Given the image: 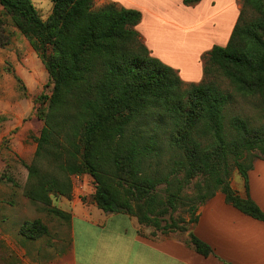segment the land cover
Wrapping results in <instances>:
<instances>
[{
	"label": "trees",
	"instance_id": "obj_1",
	"mask_svg": "<svg viewBox=\"0 0 264 264\" xmlns=\"http://www.w3.org/2000/svg\"><path fill=\"white\" fill-rule=\"evenodd\" d=\"M51 1L52 13L43 20L32 0H0L53 85L51 95L38 98L49 107L42 114L35 162L53 161L61 178L42 174L34 162L28 170L37 183L28 198L49 205L51 195L71 198V176L88 174L99 209L136 217L155 232L190 231L200 207L218 192L264 222L249 180L252 158L257 151L264 154V123L226 117L236 94L264 102V0H242L228 44L202 56L200 83L184 82L152 56L137 30L140 11L114 2L96 7L97 0ZM250 10L254 16L248 19ZM213 73L229 81L233 93L210 79ZM163 139L173 152L169 160ZM234 170L244 181V196L230 184ZM193 183L192 196L187 191ZM26 226L25 236L33 240L49 233L39 220ZM188 244L204 257L214 253L192 232Z\"/></svg>",
	"mask_w": 264,
	"mask_h": 264
},
{
	"label": "crops",
	"instance_id": "obj_2",
	"mask_svg": "<svg viewBox=\"0 0 264 264\" xmlns=\"http://www.w3.org/2000/svg\"><path fill=\"white\" fill-rule=\"evenodd\" d=\"M104 2L140 11L137 30L152 56L189 83L204 79L202 56L228 44L242 8L239 0H202L194 7L184 0ZM183 55L187 60L176 59ZM249 180L250 196L264 211V160L254 163ZM239 193L245 195L244 187ZM53 205L70 215L69 223L43 217L49 233L35 240L21 232L24 223L38 219L34 210L26 207L29 215L14 225L3 218L0 264H264V222L228 204L222 193L201 206L198 223L183 237L143 236L136 217L104 212L94 202L55 199ZM190 232L214 253H197L188 244Z\"/></svg>",
	"mask_w": 264,
	"mask_h": 264
},
{
	"label": "rangeland",
	"instance_id": "obj_3",
	"mask_svg": "<svg viewBox=\"0 0 264 264\" xmlns=\"http://www.w3.org/2000/svg\"><path fill=\"white\" fill-rule=\"evenodd\" d=\"M239 1L242 5V0ZM32 2L41 18L47 20L52 13L54 3L51 0H32ZM105 4L107 3L104 0L96 1V7ZM253 16L251 10L247 12L248 19ZM187 58V55H183L176 59L185 61ZM209 78L216 80L226 92L233 93L232 86L224 77L213 73ZM52 90L53 85L49 83V75L41 59L16 28L11 16L0 6V226L3 225L4 217L13 225L22 218H27L29 214L26 213V207L34 210L38 218L35 220L43 224H45L43 217L65 219L69 223V216L64 218L51 211L56 208L53 205L55 199L64 200L67 197L51 195L50 205L28 198L29 192L36 187L37 183V180L30 178L28 166L34 164L36 160L37 139L44 127L42 114L49 107L48 102H43L42 99L38 101V98L42 95H51ZM235 115L249 118L254 125L260 126L264 123V102L257 98H245L236 94L234 101L226 110L227 121ZM163 146L166 160H169L173 152L168 148L165 139H163ZM256 153L257 157L252 158L253 166L256 161L264 160V154L261 155L258 151ZM35 165L42 174L61 178V173L53 161L42 159L35 162ZM229 180L232 188L238 193L239 188L243 190L244 181L237 170L232 172ZM71 182V198L67 200L79 199L84 204L94 202L96 183L90 175H73ZM187 192L189 195H195L194 183ZM184 215L188 218V214ZM31 220L30 222L35 221L33 217ZM27 228L29 229L28 226L22 228L21 232L25 238L30 239L25 236L29 234ZM140 233L147 237H152L155 233V237L159 238L170 236L172 233L183 237L187 232L163 234L160 231L155 232L152 227L140 226Z\"/></svg>",
	"mask_w": 264,
	"mask_h": 264
}]
</instances>
